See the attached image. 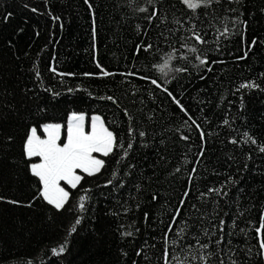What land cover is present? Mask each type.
<instances>
[{
  "label": "trees",
  "instance_id": "1",
  "mask_svg": "<svg viewBox=\"0 0 264 264\" xmlns=\"http://www.w3.org/2000/svg\"><path fill=\"white\" fill-rule=\"evenodd\" d=\"M166 60L165 74L156 66ZM97 63L114 75H99ZM140 77L167 87L204 139L168 93ZM0 81V264H164L166 248L171 264H203L201 256L264 264L256 231L264 219V0H213L195 11L181 0H0ZM251 81L260 87L237 91ZM73 112L100 115L132 148L104 157L101 172L82 174L77 188L66 185L70 200L58 211L39 197L24 143L31 127L66 126ZM245 133L257 143H245ZM65 241V253L53 254Z\"/></svg>",
  "mask_w": 264,
  "mask_h": 264
},
{
  "label": "snow or ice",
  "instance_id": "2",
  "mask_svg": "<svg viewBox=\"0 0 264 264\" xmlns=\"http://www.w3.org/2000/svg\"><path fill=\"white\" fill-rule=\"evenodd\" d=\"M88 3V0H85ZM151 3V0H149ZM181 2L186 5L187 8L195 11L200 7H209L211 6L213 0H181ZM92 5L89 3V8ZM142 12L147 11V8L139 9ZM159 15V10L154 9L152 15L149 19H154ZM53 19H58L54 17ZM229 29L224 28L223 32H220L221 36H227ZM197 44L205 43L202 35L193 31L192 36L190 37ZM256 43L255 40L252 41V46ZM152 46L149 44L145 46L144 50L147 51ZM139 47L137 51H139ZM192 53H197V48L195 46L189 49ZM247 53H245L246 58ZM186 58V57H185ZM199 60L201 65L208 64L206 57L202 58L199 55L196 57ZM97 67L100 68L99 75L109 76L114 75L104 70L99 63ZM161 73L166 74V69H170L171 65L169 61H165L162 65H157ZM178 71H184V69H177ZM211 71V68L208 69ZM51 71L56 72L55 68H52ZM39 75V73H37ZM60 75H65L60 73ZM85 75H94L92 73H85ZM125 75H135V73H127ZM141 79L150 80L151 84L155 85L157 88H162L163 91L168 93L172 98L174 103L180 108L181 111L188 116V119L191 120L192 124L195 125L196 129L199 130L201 139L205 137L203 129L200 127L196 120L192 118L188 110L180 103V100L177 99L171 92L168 91L167 87L159 83L156 79L150 77H140ZM260 86L255 82H244L241 83L237 91L241 89H253L259 88ZM109 100H112V97H108ZM187 123V121H185ZM225 124H228V121H224ZM134 133L133 129H129V135L132 136ZM139 135L142 137L145 135L144 132H140ZM246 137L245 143L251 142L256 144L257 141L249 136L247 133L244 134ZM182 139L188 140V136H182ZM63 141V142H62ZM233 143L237 141L233 140ZM132 148V142L130 141L127 145V149L124 148V143L122 137L118 139V134L113 130H110V127L106 124L105 120L97 115L93 116L90 120V123L87 125L86 130V117L83 114H78L73 112L68 118L67 125L60 123H47L42 126V128L31 127L29 133L26 137L24 143V155L25 158L29 161H36L30 164L29 169L31 174L36 177L40 184L39 197H42L49 205L53 206L56 210H64L65 205L70 200V191L66 189L64 185H67L70 189H75L80 186L84 175L93 176L101 172L105 166V160L99 158L98 155L107 157L112 154L117 149H123V157L128 155V150ZM260 151L264 152V146L260 147ZM203 155V152L200 153ZM179 171V168L177 169ZM111 183V181H109ZM89 189L84 190V195H81L78 198V209L80 212L85 210V202L89 199L88 196ZM218 191V190H217ZM188 195L185 192V197ZM4 197H0V200H4ZM8 203L17 204L18 201H7ZM184 201H181L183 205ZM31 206V205H29ZM180 209L178 208L175 216L173 217L172 222L168 227V232H172L173 226L176 224L177 218H179ZM82 217L78 216L74 222V225L69 229V235L77 231V227L81 223ZM223 223V222H222ZM259 234V245L261 249H264V219H262L259 227L256 229ZM126 236L132 235V233H124ZM165 242L167 243V233H165ZM173 244L177 242L172 241ZM219 243V241H217ZM201 249L207 248L208 245H200ZM67 249V241L60 244L58 248H53L52 252L55 255H61L65 253ZM139 254V253H138ZM169 252L167 248L164 251V264H171L169 261ZM211 255V254H209ZM178 261V264H183V261H179V257H173ZM195 259V258H194ZM203 264H207V257L201 256ZM30 264V262H29ZM235 264V262H233Z\"/></svg>",
  "mask_w": 264,
  "mask_h": 264
},
{
  "label": "rangeland",
  "instance_id": "3",
  "mask_svg": "<svg viewBox=\"0 0 264 264\" xmlns=\"http://www.w3.org/2000/svg\"><path fill=\"white\" fill-rule=\"evenodd\" d=\"M6 25L7 24H5L4 26H3V28L5 27L6 28ZM33 29H35V28H33V27H31L24 35H23V38H22V40H20V42H17V44L19 45V47L17 46L16 47V51L18 52L19 50H22L23 48H24V46L26 45V44H28L30 41H31V38H32V36L34 35V30ZM13 72V71H12ZM14 73V75L16 76V78L19 80V82L23 85V87H24V90H26L27 91V89H26V86L21 82V80H20V78L18 77V75H17V73L16 72H13ZM11 77V76H10ZM12 78V77H11ZM13 80V79H12ZM1 82V81H0ZM16 83L14 82V85H15ZM27 93H28V91H27ZM13 107H15V103H14V106ZM78 114H83V115H85V117H86V130H87V125L90 123V120H91V118L93 117V116H97V114H94V115H91V116H88L87 114H85V113H78ZM100 116V115H99ZM63 142V141H62ZM96 155H98L99 156V158H101V159H104V157L103 156H100L99 154H96ZM34 162H36V161H34ZM65 187H66V185H64ZM66 189H67V187H66ZM68 190V189H67Z\"/></svg>",
  "mask_w": 264,
  "mask_h": 264
}]
</instances>
